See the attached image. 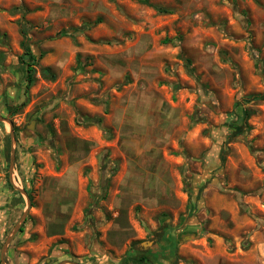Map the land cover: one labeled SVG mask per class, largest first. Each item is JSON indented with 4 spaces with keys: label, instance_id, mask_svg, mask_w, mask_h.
I'll return each mask as SVG.
<instances>
[{
    "label": "rangeland",
    "instance_id": "374dc122",
    "mask_svg": "<svg viewBox=\"0 0 264 264\" xmlns=\"http://www.w3.org/2000/svg\"><path fill=\"white\" fill-rule=\"evenodd\" d=\"M254 94L264 0H0V264H264Z\"/></svg>",
    "mask_w": 264,
    "mask_h": 264
},
{
    "label": "trees",
    "instance_id": "16d2710c",
    "mask_svg": "<svg viewBox=\"0 0 264 264\" xmlns=\"http://www.w3.org/2000/svg\"><path fill=\"white\" fill-rule=\"evenodd\" d=\"M157 11L160 13H168V10L160 8V7H156ZM91 25L89 23L84 24L82 27L75 29V30H71L70 33H75V31H81V30H88L90 29ZM70 33H66V35H70ZM25 54L24 56L21 58V61L26 65V82H27V89H29V87L31 86L32 82H33V70H34V66L38 63L39 58L32 52V49L30 48V46H27L24 42L22 44ZM28 60H25L24 58H26ZM189 62H187V68L189 69L190 72H192V70L189 68L188 65ZM250 99H254V100H264V95L263 94H254L251 95L249 97ZM238 107H240V104H236L235 105V109H237ZM12 116L16 114V112L11 113ZM243 114L245 115V119L248 118V113L247 111H243ZM232 116H236L234 113H231ZM237 117V116H236ZM103 186L104 188H106V186L104 185L103 182ZM166 231L163 230V233H165Z\"/></svg>",
    "mask_w": 264,
    "mask_h": 264
},
{
    "label": "water",
    "instance_id": "95a60500",
    "mask_svg": "<svg viewBox=\"0 0 264 264\" xmlns=\"http://www.w3.org/2000/svg\"><path fill=\"white\" fill-rule=\"evenodd\" d=\"M0 122H7V123H9L10 126H11V131H13V123H12V121L10 119L0 117ZM15 158H16V153H15L14 148H12L10 168H9V176H10L11 182H12L13 170H14V166H15ZM15 189L18 190L22 195H24L26 197L27 204H28V208H27L28 210L25 211V213L22 216L21 221L16 225L13 234L9 237V239L7 240V242L5 243V245L3 246V249L1 251V264H6V262H5V252L7 250V247L9 246L10 242L13 240L14 236L17 234V232H18L21 224L23 223V221H25V219L27 217V213H28V211H29V209L31 207V203H30L29 197L27 195V192L25 190L19 189L17 187H15ZM60 264H77V263H73V262H61Z\"/></svg>",
    "mask_w": 264,
    "mask_h": 264
}]
</instances>
